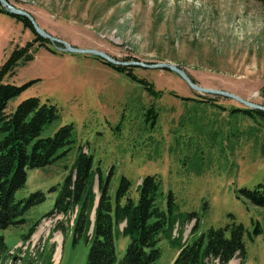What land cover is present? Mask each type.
<instances>
[{
    "label": "rangeland",
    "instance_id": "rangeland-1",
    "mask_svg": "<svg viewBox=\"0 0 264 264\" xmlns=\"http://www.w3.org/2000/svg\"><path fill=\"white\" fill-rule=\"evenodd\" d=\"M7 1L73 46L120 61L172 63L196 85L264 105V0ZM34 37L0 11V64ZM43 43L54 52L34 48L35 43L31 58L4 75L3 82L20 90L3 112L11 113L28 97L51 104L57 116L40 135L70 124L71 142L55 160L26 169L15 192L22 211L0 230L12 251L7 263L2 255L1 264H85L91 227L78 236L71 227L76 207L64 214L53 208L79 146L102 178L109 171L111 198L120 176L130 181L131 193L142 176L155 177L157 205L169 216L171 232L164 223L156 242L159 254L149 264H170L183 240L233 223L242 225L243 253L225 264H264V208L239 191L264 185V116L234 110L248 108L234 99L196 92L169 70L121 66L120 72L95 56ZM97 184L94 175V202ZM37 192L40 200L33 196ZM113 236L117 264L128 238L114 229Z\"/></svg>",
    "mask_w": 264,
    "mask_h": 264
},
{
    "label": "trees",
    "instance_id": "trees-1",
    "mask_svg": "<svg viewBox=\"0 0 264 264\" xmlns=\"http://www.w3.org/2000/svg\"><path fill=\"white\" fill-rule=\"evenodd\" d=\"M0 11L7 12L1 6ZM10 15L33 32L35 37L25 45L13 48L0 64V230L15 223V217L22 211L21 201L15 198V192L25 182L26 169L55 160L67 151L71 142L70 124L58 126L52 135H40L43 126L50 124L57 116L56 107L51 104H39L35 97H28L21 100L11 113L3 112L7 101L20 90L14 84L3 82L4 75L11 73L18 61L24 62L31 58L30 49L35 43L37 45L34 48L46 47L43 42H48L33 31L27 18ZM49 50L54 52L51 48ZM105 64L120 72L124 70L121 66ZM129 73L127 71L126 75ZM234 110L248 116H264V111L258 109ZM61 148L63 149L58 152ZM94 175L98 181V197L93 209L88 238L90 246L85 264H113V229L128 238L117 264H149L159 254L156 242L159 230L164 229V223L169 233L171 232L169 216L157 205L158 183L153 175L142 176L133 193L130 192V181L125 176H120L111 198L107 191L109 171L102 178L100 169L97 166L93 168L89 153L79 146L53 208L64 214L75 206L72 228L78 236L82 233L86 235L95 196L92 192ZM239 191L251 204L264 208L263 184H257L252 189L241 188ZM33 196H38L37 200H40L41 193L37 192ZM166 203L169 212L172 203L170 192L167 193ZM119 223H123L121 229H118ZM195 227L194 223L193 228ZM242 231V225L234 223L224 227H209L191 242L185 243L187 239L183 240L170 264H206L209 259H216L217 264H225L234 254L242 256ZM4 253L7 254V248L0 234V258Z\"/></svg>",
    "mask_w": 264,
    "mask_h": 264
},
{
    "label": "water",
    "instance_id": "water-1",
    "mask_svg": "<svg viewBox=\"0 0 264 264\" xmlns=\"http://www.w3.org/2000/svg\"><path fill=\"white\" fill-rule=\"evenodd\" d=\"M0 6L3 7V9L5 11H7L9 14L23 16V17L27 18V20L29 21V23L31 25V28L33 29V31L37 35H39L40 37H42L45 40L50 41L51 43L55 42V43L62 45V47L59 48L60 51L69 52V53L89 54V55L95 56V57L101 59L102 61L109 63L111 65H114V66H139V67H143V68L167 69L169 71L176 73L190 88H192L196 92L221 95L224 97L234 99V100L238 101L240 104H242L248 108L258 109V110L264 111V105L253 103V102H251L247 99H243L240 96L233 94L231 92L221 90V89H216V88L202 87V86L194 84L190 80V78L187 76V74L184 72L183 69L177 67L176 65H174L172 63H168V62H152V63H149V62H143V61H139V60L120 61V60H116V59L110 57L105 52L94 49V48L76 47V46H73V45L67 43L66 41L61 40V39L51 35L50 33L46 32L44 29H42L41 27H39L36 24L34 19L31 17V15L27 11H24L23 9L15 7L11 3H9L7 0H0Z\"/></svg>",
    "mask_w": 264,
    "mask_h": 264
},
{
    "label": "bare ground",
    "instance_id": "bare-ground-1",
    "mask_svg": "<svg viewBox=\"0 0 264 264\" xmlns=\"http://www.w3.org/2000/svg\"><path fill=\"white\" fill-rule=\"evenodd\" d=\"M55 257H56V258L58 257V252L56 253Z\"/></svg>",
    "mask_w": 264,
    "mask_h": 264
}]
</instances>
